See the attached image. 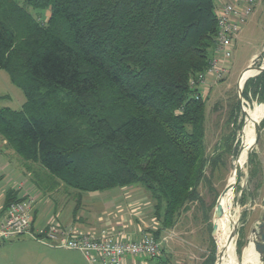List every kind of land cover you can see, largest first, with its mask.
Masks as SVG:
<instances>
[{
  "label": "trees",
  "instance_id": "trees-1",
  "mask_svg": "<svg viewBox=\"0 0 264 264\" xmlns=\"http://www.w3.org/2000/svg\"><path fill=\"white\" fill-rule=\"evenodd\" d=\"M216 35L214 0H0V69L25 99L20 110L0 107V135L28 170L45 172L50 189L34 180L45 191L60 183L78 202L80 192L142 186L157 239L202 203L206 166L221 161L206 156V98L189 86ZM260 82L264 94V71L247 78L246 100ZM23 199L7 195L4 210ZM211 244L199 264H219ZM235 245L240 258L243 241Z\"/></svg>",
  "mask_w": 264,
  "mask_h": 264
},
{
  "label": "rangeland",
  "instance_id": "rangeland-1",
  "mask_svg": "<svg viewBox=\"0 0 264 264\" xmlns=\"http://www.w3.org/2000/svg\"><path fill=\"white\" fill-rule=\"evenodd\" d=\"M15 1L23 4V0ZM214 1L216 9V7L221 6L228 0ZM258 2H261V4H259L261 6L263 4V8H260L261 11L258 9L256 13L252 12L254 22L252 24H246L244 27L242 26L241 30L234 38L232 58L228 72L222 78L211 81L204 91V97L206 98L204 123L206 156H211L216 150L215 155H220L221 161L216 168L212 169L210 165L206 166L205 178L209 179L210 183L208 185L207 182L203 181L199 187L202 203L193 202L188 204V209L180 214L172 227L173 237H176L177 234L187 233V236H190L193 240L196 238L197 241H203L206 245L205 252H202L203 255H208L212 240L215 245L217 256L218 243H216L215 239L216 231L214 236V213L219 203L218 200L220 201L219 197H221L224 186L231 176L234 169L233 167L238 160L242 141L245 139V135L249 129L244 130L246 120L249 116L247 110H250L251 114L254 115L262 104H264L261 82L256 94L252 95L248 93L249 100H246L243 95V86L247 78L242 85L241 82L244 77L249 74L248 72L252 66L246 69L239 78L240 71L245 67L253 53L261 52L252 63L256 72L248 78L255 77L264 71V68L258 69V67H264L262 65L264 61V1L256 0L255 5H257ZM257 6H254L253 11L256 10ZM30 12L34 16H38L42 19L48 16V10L30 9ZM0 96L4 97L0 99V107H8L14 110H20L25 101L21 90L10 82L8 74L4 69H0ZM236 101L239 103L238 111H236L235 107ZM234 117L237 118L235 119ZM225 140H228L230 144V149L227 151H225L224 147ZM250 143L251 151L249 164L247 166L246 161H244L243 170L233 182L234 193L231 213L232 215L236 214L237 218L234 245L238 240H242L243 238L245 219L250 215L251 211L254 210L252 208H254L257 203L259 204V201L263 198L264 115L257 122V130L252 134ZM0 150L5 154V143H2V139H0ZM212 157H214V155ZM23 162V159L16 154L7 158L0 156V167L3 168V171L0 173L1 176L3 175L0 179V192L3 193L9 187H18L21 182L23 187L28 186V178L17 181L18 176H22L23 174L21 170L25 171V173L30 170L31 175L27 173L29 179L38 180L39 183L42 182L41 184L43 186L50 189L48 187L49 183L45 176V172L40 169L36 163L27 162V165L29 164L28 167H30L28 170ZM251 169L252 175L250 177L249 173ZM14 180H16V182ZM46 183L48 186L45 185ZM49 191H44V188L40 186L39 191L36 190V192L33 193L35 195H32L36 198L38 204V215L35 226H42L43 223L50 222L49 219L53 216L54 210L57 212L55 215L63 219L64 216L69 215L75 207L77 200V192L75 190L66 188L63 184L59 183L51 193H48ZM123 191L125 190L117 187L102 192H80L81 201L76 205L79 207L82 202V207L78 209V213L89 218L90 221H94L92 218L95 219L96 212H94V210L96 209L97 202L99 204L103 196H112L113 193H122ZM68 193L72 196H67ZM145 194L151 204L154 203V201L150 199L149 193L145 191ZM90 208H92L91 211H89ZM148 208L150 207L148 206ZM148 216L149 215L146 216V219ZM146 219L143 220L147 221ZM53 222L54 220L52 223ZM110 226L111 224L105 225L103 228H109ZM207 250L208 253H206ZM229 256L231 258V255ZM0 260L5 262V264H76L84 262L82 255L74 251L72 252L63 247L47 246L28 235L2 242L0 245ZM157 260L156 258L148 260L147 264H157ZM238 260L240 259L238 258Z\"/></svg>",
  "mask_w": 264,
  "mask_h": 264
},
{
  "label": "built area",
  "instance_id": "built-area-1",
  "mask_svg": "<svg viewBox=\"0 0 264 264\" xmlns=\"http://www.w3.org/2000/svg\"><path fill=\"white\" fill-rule=\"evenodd\" d=\"M255 3L256 0H235L234 3H223L216 7V44L209 63L189 80L196 98H203L211 81L222 78L228 72L234 38L253 12ZM22 186L21 182L18 187ZM34 200V197L27 195L21 201L8 204L0 221V243L28 235L50 247L77 250L88 264H125L126 256L144 257L146 261L161 256V245L151 232L131 239L124 238L122 231L112 227L86 232L58 223L48 224L44 229L35 231L31 227L30 215Z\"/></svg>",
  "mask_w": 264,
  "mask_h": 264
},
{
  "label": "crops",
  "instance_id": "crops-1",
  "mask_svg": "<svg viewBox=\"0 0 264 264\" xmlns=\"http://www.w3.org/2000/svg\"><path fill=\"white\" fill-rule=\"evenodd\" d=\"M234 1L235 0H228L226 1V3H234ZM259 4H261V2L257 3L258 6L255 5L257 6V8L256 10L253 11V13H256L258 9L263 8L262 7L263 4L262 6ZM253 13L243 23L242 25L243 27L246 24H249V23L252 24L254 22ZM260 53L261 52L253 53L251 55L245 67L240 71L239 78L246 69H248L251 66L254 67L252 63ZM0 139H2V143H5V154L3 151L0 150V156L7 158L10 156L12 157L13 154L18 155L7 144L6 140H4L1 137V135H0ZM1 171H3V168L0 167V173ZM21 172H23L22 176L20 175L18 176V179L17 178L16 179L18 181L21 179L28 178L27 179L28 186L27 187H23V186L15 187V188L9 187L3 193L0 192V221L4 217V213H5L4 205L6 203L7 195L11 194L12 197L21 198L27 195H30V196L35 195L33 193H35L36 190L39 191L40 186H38L34 182L33 179L31 180L29 179V177H27V173L28 175L29 174L31 175V173H29L30 171L25 173V171L21 170ZM2 177L3 175L2 176L0 175V179ZM14 181L16 182V180ZM117 187L125 191H123L122 193H115V194L113 193L112 196H109V195L103 196V198H101V200L99 201V204L98 202L96 204V209L94 210V212H96L95 214L96 220L92 218L94 221H90L89 218L78 213V209L82 207V202L80 203L79 207L78 205H76V204H79V201H78L76 202L75 207L72 209V212L69 215H65L63 219L58 218V215L57 216L55 215L57 212L56 210H54L53 216L49 219L50 222L43 223L42 226H35L37 215H38V208H37L38 204L36 202L37 201L36 198H34L35 199L34 204L31 206V209H30L31 227L33 230L39 231V230L44 229L48 224H52V221L54 220L53 224L58 223L64 226H72L73 228L80 230V231L96 232L100 230L101 228L105 227V225L111 224L110 227H114L113 228L114 230H119L123 232L124 238H131V239H138L144 233L155 231L158 228V222L153 214L154 213V207H153L154 203L151 204L150 200L147 198V195L145 194L146 190L138 184L117 186ZM117 187H113L112 189L117 188ZM106 190H109V189H106ZM102 191H105V190H102ZM102 191H96V192H102ZM51 192L52 191H49L48 193H51ZM67 196H72V195L68 193ZM263 196H264V192H263ZM260 201H259V204L257 203L254 206V208H252L254 210L251 211L250 215H248V217L245 219V222H244L245 229H244L243 238H242L243 246L241 249V253L243 252L244 246L247 242V236L249 234V229L252 223L258 219V214L261 209ZM148 206L150 208H148ZM91 209L92 208H90L89 211H91ZM147 215L149 216L146 219ZM143 219L144 220L146 219L147 221H144ZM215 219L217 223V215ZM146 222L149 224H147ZM172 234H173L172 228H161L158 230L157 240L159 241L161 245L162 255L157 260V264H199L200 263L199 260H202L207 255V254H204V255L202 254V252H205L206 250V245L203 243V241H199V240L197 241L196 238L193 240L192 238H190V236H187V233L177 234L176 237H173ZM214 236H215V233H214ZM216 243H217V240H216ZM1 244L2 243H0V245ZM67 250H71V249H67ZM71 251L72 252L74 251L78 253L79 255H81L80 252L76 250H71ZM206 253H208V250L206 251ZM239 259H240L239 264H245L242 260L241 255ZM124 262L125 264H147V261L144 257L126 256L124 258ZM0 264H5V262L0 260ZM76 264H88V263L84 260V262L76 263Z\"/></svg>",
  "mask_w": 264,
  "mask_h": 264
},
{
  "label": "bare ground",
  "instance_id": "bare-ground-1",
  "mask_svg": "<svg viewBox=\"0 0 264 264\" xmlns=\"http://www.w3.org/2000/svg\"><path fill=\"white\" fill-rule=\"evenodd\" d=\"M262 65L264 66V61ZM255 72L256 69L253 72H250L246 77H244L243 81L241 82V85L243 84L246 78L253 75ZM247 114L249 116L248 119L246 120L244 130L248 128L249 129L245 135V139L242 141V146L238 156V160L235 163V167H239L240 172L244 168L243 164L244 161H246V152L250 147V140L253 134L254 123L264 115V104H262V106L254 113V115L251 114L250 110H247ZM235 179L236 176L233 170L231 176L227 180L229 188H227V190L221 195L220 201L218 203L221 206L222 211L219 215H217V223L215 219L216 217L214 218L215 221L214 231H216L215 237L216 240H218L220 243V247H219V243L217 241L219 255H220V264H239V260L235 254V245H234L235 234L233 235L235 231V226L237 224V218H236V214L232 215L231 213L233 207L232 200L234 193L233 182L235 181ZM229 255H231V258ZM241 257L245 264H249L254 258L252 247L251 246L244 247ZM218 262H219V257H218Z\"/></svg>",
  "mask_w": 264,
  "mask_h": 264
},
{
  "label": "water",
  "instance_id": "water-1",
  "mask_svg": "<svg viewBox=\"0 0 264 264\" xmlns=\"http://www.w3.org/2000/svg\"><path fill=\"white\" fill-rule=\"evenodd\" d=\"M264 67H258V69H261ZM261 119V117H260ZM259 119V120H260ZM255 121L254 123V128H253V133L257 130V122ZM250 151H251V146L248 148L246 152V164L248 166L249 164V157H250ZM234 169V174L237 177L240 173V168L239 167H233ZM229 188L228 183L225 184L224 189L221 193V195ZM260 212L258 214V219L252 223L250 229H249V234L247 236V242L244 247L251 246L253 250V255L254 258L249 264H264V196L260 201ZM221 206L217 204V207L215 209L214 213V218L216 215H219L221 213ZM213 218V220H214ZM215 233V231H214ZM235 234V231L233 235ZM235 254L237 256V253L235 251ZM242 255V253H241ZM238 258V256H237ZM217 259H218V253H217Z\"/></svg>",
  "mask_w": 264,
  "mask_h": 264
}]
</instances>
